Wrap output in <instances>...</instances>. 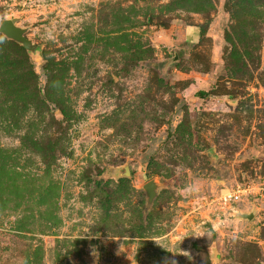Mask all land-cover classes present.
Returning <instances> with one entry per match:
<instances>
[{
	"label": "rangeland",
	"instance_id": "1",
	"mask_svg": "<svg viewBox=\"0 0 264 264\" xmlns=\"http://www.w3.org/2000/svg\"><path fill=\"white\" fill-rule=\"evenodd\" d=\"M12 18L39 49L0 33V264H264V0H0Z\"/></svg>",
	"mask_w": 264,
	"mask_h": 264
},
{
	"label": "water",
	"instance_id": "2",
	"mask_svg": "<svg viewBox=\"0 0 264 264\" xmlns=\"http://www.w3.org/2000/svg\"><path fill=\"white\" fill-rule=\"evenodd\" d=\"M16 22V18L5 19L0 25V33H2L6 38L22 45L28 52H37L39 48L25 35L26 28L18 26ZM177 59L178 56L175 54L174 57L165 64L163 69L167 68L168 65L172 64ZM129 173V167L125 166L122 175H129ZM143 189L145 190L147 196L148 206H150L156 195V183L153 180H150L145 183Z\"/></svg>",
	"mask_w": 264,
	"mask_h": 264
},
{
	"label": "crops",
	"instance_id": "3",
	"mask_svg": "<svg viewBox=\"0 0 264 264\" xmlns=\"http://www.w3.org/2000/svg\"><path fill=\"white\" fill-rule=\"evenodd\" d=\"M173 32L179 37L178 39L173 40L176 44L179 46L182 45V43L192 41L195 42L199 38V31L200 29L196 26H178V27H172Z\"/></svg>",
	"mask_w": 264,
	"mask_h": 264
},
{
	"label": "built area",
	"instance_id": "4",
	"mask_svg": "<svg viewBox=\"0 0 264 264\" xmlns=\"http://www.w3.org/2000/svg\"><path fill=\"white\" fill-rule=\"evenodd\" d=\"M245 194V190L243 189H236L233 191H225L222 192L220 196V200L223 201V203L226 202H237L242 199V196Z\"/></svg>",
	"mask_w": 264,
	"mask_h": 264
},
{
	"label": "trees",
	"instance_id": "5",
	"mask_svg": "<svg viewBox=\"0 0 264 264\" xmlns=\"http://www.w3.org/2000/svg\"><path fill=\"white\" fill-rule=\"evenodd\" d=\"M205 35V31L202 29H200V31H199V38H201L202 36H204Z\"/></svg>",
	"mask_w": 264,
	"mask_h": 264
}]
</instances>
